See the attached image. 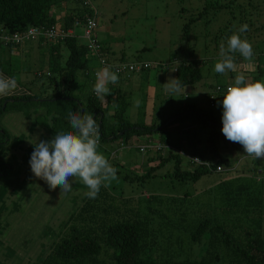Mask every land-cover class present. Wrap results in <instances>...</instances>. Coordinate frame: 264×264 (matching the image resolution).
Segmentation results:
<instances>
[{"label":"rangeland","instance_id":"obj_1","mask_svg":"<svg viewBox=\"0 0 264 264\" xmlns=\"http://www.w3.org/2000/svg\"><path fill=\"white\" fill-rule=\"evenodd\" d=\"M86 1L95 12L98 27L110 36V50L106 55L109 62L115 63L122 58L119 62H144L155 66L144 70L139 78L129 82L118 80L110 89L112 95L106 96L108 101L100 99L105 105L107 124L112 121L113 102L121 98L129 103L125 118L130 122L146 125L162 122V125L168 119L173 121L174 114L181 113L185 106L192 105L196 110L210 112L213 118L216 117L218 124H222V96L221 93L215 95V106L211 108L208 94L215 86L211 90V85L226 81L234 85L240 68L247 71L243 73L246 83H254L259 77V81H264V0ZM83 8L82 1L70 0L52 14L59 24L62 17L84 11ZM199 13L200 18L191 26L188 39L183 40V24ZM245 24L248 25V30L240 33V27ZM73 32L79 43L86 44L82 27H75ZM233 34L247 39L252 45L254 57L248 62L238 53L234 54L237 70L229 79L226 77L228 73L221 75L214 68L221 59V44L227 47V40ZM17 46L13 49L16 50ZM6 47L0 44V69L6 74H14L15 80L33 93L46 91L42 96L50 95L55 88L56 79L58 80V73L52 72L53 82L45 77L46 70H49L47 48L44 46L38 49L33 46L30 54H21L19 57L12 55V51ZM60 54V64H63L67 55L63 46ZM184 59L200 61L202 80L193 87L201 95L190 91V86L182 87L178 93L168 91L166 83L174 79V69ZM253 64H260V74L248 72ZM96 65L97 69L101 68L97 63ZM38 74L41 78L37 77ZM81 74L78 75V81H82L79 80ZM125 79L128 80L129 77ZM85 90L89 91L87 87ZM60 110L61 106L54 103L24 106L16 103L9 104L0 116V128L7 132L9 138L7 145L0 148V157L12 166L9 177H0V264H40L51 247L64 236L68 228L65 227L66 221L86 197L88 189L79 178H72L71 191L63 192L59 186L49 189L44 180L36 178L31 172L29 161L34 147L41 141L47 142L54 138L56 132L51 129V117L61 113ZM221 128L222 126L216 127L214 133L219 134ZM69 129L66 131L72 130ZM211 131V125L204 126L193 115L172 123L153 137L131 136L127 140L116 138L100 143L98 151L117 170V179L107 187L102 186V192L111 194L118 201L130 198L137 204V208L139 205L142 214L147 212L146 199L156 197L177 205L174 206L173 213L184 211L187 218L192 217L194 206L197 216H202V210L205 213L207 207L214 205V201L221 200V209L216 211L224 214L227 226H236V237L239 240L243 238L244 231L249 233L244 238L246 240L250 236L260 237V247L264 251V158L254 160L243 152L242 147L233 148L217 140L214 144L223 147L221 156L230 161L232 169L210 172L195 180H186L175 173L171 160L157 166L159 156L166 157L169 151L179 154L180 170L192 172L198 167L190 162L193 156L214 164L217 158L208 149L212 139ZM156 138L167 143V148L162 145V150H156ZM18 148L20 151H17ZM149 161V166L144 167ZM149 167L156 168L149 178L141 180L140 176ZM0 172L3 170L0 169ZM259 176L262 179L260 181L257 180ZM235 177L237 179L233 180ZM242 183L248 189L238 196L234 189ZM226 196L237 200L238 210H235V214L223 211L232 204L230 200L224 199ZM102 228L101 225L96 227V235L99 237L102 235ZM170 231L173 238L171 244L174 246L166 249L165 253L174 250V259L179 261L199 260L204 256L203 245L190 242L188 227L185 232H180L178 228H171ZM179 236H182L181 241L175 243ZM204 240L210 242V239ZM217 254L221 257L218 264H231L232 257L227 256L224 249H219Z\"/></svg>","mask_w":264,"mask_h":264},{"label":"trees","instance_id":"obj_2","mask_svg":"<svg viewBox=\"0 0 264 264\" xmlns=\"http://www.w3.org/2000/svg\"><path fill=\"white\" fill-rule=\"evenodd\" d=\"M76 1H82L84 11L62 17L60 22L62 25L59 26L58 20L52 13L55 9L59 10L64 4L69 3L70 0H0V31L5 35L20 34L30 27L49 28L53 26L59 31H72V34H67L63 41L46 42L43 38L39 39L43 40L45 44H50L47 50L49 72L45 77L49 80L52 79L53 82L52 72L58 73V80L56 79L57 82L54 84L55 88L52 89L51 94L44 97L42 93L46 91H43L38 94H22L1 99L0 116L9 104L18 103L24 106L54 103L61 106V113L51 117L52 130H55L56 133L57 131L67 132L66 130L71 128L70 113L81 115L91 113L99 126L100 143H102L116 138L127 140L131 136H151L161 132L172 123L195 115L204 126L211 125L212 127V139L209 141L208 149L217 158L214 164L211 163L213 168L207 169L198 166L192 172L180 170L181 160L179 154L170 151L166 157L159 156L157 166H162L166 161L171 160L174 163L175 173L186 180H195L201 175L215 172L217 166H221L222 171L232 169L230 161L221 156L223 147L217 146L214 142L220 140L237 149L241 145L226 140L222 132L219 134L214 133L216 127L222 126V124H218L217 119L215 120L216 117L213 118L208 111L185 106L181 113L174 114L173 121L168 119L162 125V122L150 125L139 124L130 122L125 118L129 103L121 98L115 102L116 106L112 113V121L109 124L105 123V105L97 98L92 89L93 78H96L97 71H93L90 67L91 59L86 44L79 43L73 32L76 21L85 22L89 16L95 17V12L90 10V4L86 0ZM182 11L184 10L182 9ZM199 18L200 13L183 24L181 29L183 40L188 39L191 26ZM193 36L196 37V35ZM62 46L67 51V55L63 60V64H60L62 59L60 48ZM11 47L13 46H7L8 49ZM107 54L106 47L101 43L99 57L106 63L113 65L107 59ZM199 62L196 59L182 60L181 64L174 69V79H178L182 87L200 82L202 74ZM109 68L114 72L111 67ZM80 73H82V76L79 80L82 79V81H78ZM255 73H261L260 64L256 66ZM40 76V74L37 75V77ZM118 76L120 79L126 80L123 76ZM259 78L254 82L259 81ZM86 87L89 91L85 90ZM164 124L167 125L163 127ZM62 128H64V131H62ZM8 139L7 132L0 128V148L7 145ZM160 141L158 143L159 150L162 149V145L163 148H166L165 144L167 143L162 142V139ZM0 167H4L0 168L3 170V172H0V177H9L12 166L3 157H0ZM154 168L156 167H149L146 170L147 172L140 176V179L146 180L149 178ZM223 187L225 188V186ZM247 189L248 186L242 183L234 191H237L239 196L241 192ZM231 197H224V199L232 202L231 207L225 208L224 212L234 213L235 210H238L237 200ZM81 201L77 211L73 212L66 221L65 227L68 228L64 232V236L51 247V251L44 256L40 264H218L221 261L220 255L217 254L219 249H224L225 254L232 257L231 264H264V251L260 247V237L250 236L246 240L244 238L245 236L248 237L249 233L244 231L243 238L241 237L239 240L236 237V226L233 228L227 226L224 214L216 212L213 219H210L204 215L197 216L195 213L191 218H187L184 211H180L178 214L173 213L174 206L177 205L166 203L156 197L146 199L145 208L147 212L142 214L139 205L137 208V204L131 201L130 198L118 201L111 194L102 192V189H100L97 198L89 199L85 197ZM256 204H258V201H256ZM98 225L103 226L101 237L96 235ZM187 227L190 233V242L200 246L203 245L204 256L199 260L179 261L174 259L176 257L174 250L165 253L166 249L174 246L171 244L173 238L169 233L171 232L170 229L178 228L180 232H185ZM181 237H177L175 243L180 242ZM204 239H210V242L208 243Z\"/></svg>","mask_w":264,"mask_h":264},{"label":"clouds","instance_id":"obj_3","mask_svg":"<svg viewBox=\"0 0 264 264\" xmlns=\"http://www.w3.org/2000/svg\"><path fill=\"white\" fill-rule=\"evenodd\" d=\"M247 30L248 25L245 24L240 27L239 32ZM236 53L248 62L254 57L252 45L247 39L233 34L227 40V47L224 44L220 46L221 59L215 64V72L221 75L235 72ZM89 55L95 56L98 61L96 55L90 52ZM118 80L116 72L104 67L96 73L93 92L97 98L105 100L106 96L112 95L108 85L116 84ZM245 80V75L238 73L233 86L223 85L228 88L226 93L221 94H225L222 100L221 132L226 140L240 144L243 152L256 160L264 158V81L246 83ZM166 84L171 93H178L182 88L178 79H170ZM17 91L15 78L0 73V98L15 95ZM136 103L138 105L139 101ZM115 106L113 102V107ZM69 116L73 131L56 133L52 140L35 145L29 161L31 172L36 178L44 180L49 189L59 186L63 192L71 191L72 178H79L88 189L85 196L95 199L102 186L107 187L117 179V170L98 151L99 126L93 115L70 113Z\"/></svg>","mask_w":264,"mask_h":264},{"label":"built area","instance_id":"obj_4","mask_svg":"<svg viewBox=\"0 0 264 264\" xmlns=\"http://www.w3.org/2000/svg\"><path fill=\"white\" fill-rule=\"evenodd\" d=\"M90 10H92L93 12V8L91 6H90ZM74 27H82L83 36L85 37L87 41L86 43L87 50L90 53L96 55L98 59V64L101 68L111 67L114 70V72H116L118 75L123 76L124 78L125 77L130 78L132 75L141 73L144 70H147L152 67L155 68L154 65H151L149 63H144V62H132V63L123 62V63L110 65L106 63L102 58H100L99 53H100L101 44L96 40L94 36V31L97 28V22L94 16L92 15L89 16L85 20V22L76 21L74 23ZM67 34L69 35L72 34V31L71 30H68L66 32H63L61 30L59 31L53 26L49 28L30 27L23 33L13 34V35H5L0 31V35H1L0 44L4 46H8V45L17 46L23 42L37 41L40 38L45 39L46 42H57V41H63L64 37ZM227 88L228 87H225L221 84H216L214 86L211 94L209 95V105L211 108L214 107V104H215V99H216L215 95L219 93L221 94L226 93ZM157 149L159 150V147ZM190 162L198 166H203L204 168H207V169L213 168L212 167L213 165L209 161H203L202 159L196 156L191 157ZM215 171L217 172L222 171V167L221 166L215 167ZM257 180L260 181L262 179L259 176Z\"/></svg>","mask_w":264,"mask_h":264},{"label":"crops","instance_id":"obj_5","mask_svg":"<svg viewBox=\"0 0 264 264\" xmlns=\"http://www.w3.org/2000/svg\"><path fill=\"white\" fill-rule=\"evenodd\" d=\"M53 12H55V11H53ZM59 24H60V22H59ZM94 36L96 37V39L97 40H99V42H101L105 47H106V50H107V52H109V50H110V36H109V34L106 32V31H103L100 27H97V29H96V31H95V33H94ZM42 41V42H41ZM24 43V42H23ZM22 44V43H21ZM19 45V46H17V48H16V50L15 49H13V48H15L16 46H13V47H11L9 50L10 51H12V55H14V56H19L20 57V55L21 54H30V51L32 50V48H33V46H35L36 48H41V47H46L47 48V50H48V45L47 44H45V42L43 41V40H39V41H37V42H34V43H26V44H24L25 45V47H23L24 45ZM7 48V47H6ZM19 48H21L22 50H19ZM90 59L92 60V62L90 63V67H91V69H94L95 71H99L101 68H98L97 69V65H96V63H97V60H96V58H95V56H93V55H90ZM119 61H121V58H120V60ZM119 61H116L115 63H119ZM114 64V63H113ZM258 66V65H257ZM254 67L256 68V66H254V64L252 65V66H250L249 67V69H248V72H254L255 73V71H254ZM16 68V67H15ZM19 67H17V69H18ZM93 70V71H94ZM46 72L48 73L49 72V70H46ZM45 72V73H46ZM160 72H162V71H160ZM238 72L239 73H246L247 71H245L244 69H242V68H240L239 70H238ZM0 73H3V75L4 76H6V77H12V78H14L15 76H14V74L12 75V74H6V72L4 71V70H2V69H0ZM234 73H236V72H229L228 73V76H226V77H228L229 79L234 75ZM237 75V74H236ZM140 77V73L139 74H136V75H134V76H132L131 78H129L128 80H124V79H119L121 82H129L130 80H134V79H136V78H139ZM82 80V79H81ZM96 80H95V78H93V83H92V89H93V87H94V85H95V82ZM16 82H17V85H18V91H17V93L15 94V95H12V96H16V95H22V94H34L32 91H30V90H28L26 87H25V85H23V84H19L18 83V81L16 80ZM217 83H220V84H222V85H227V86H233L229 81H226L225 83H222V82H215L214 84H212L211 85V90H212V88H213V86L215 85V84H217ZM114 86V84H109L108 85V87L111 89L112 87ZM190 86V91H193V92H195L196 91V89L193 87V85H189ZM210 90V91H211ZM211 92H209V94H210ZM195 94H198V95H201V92L200 91H198V92H195ZM209 94H208V96H209ZM225 95V94H224ZM224 95H221L222 97H221V99L223 100V96ZM9 97H11V96H9ZM5 98H8V97H5ZM1 99H4V98H0V100ZM105 99L107 100V98L105 97ZM189 107H192V105H188ZM157 134H159V133H157ZM157 134H154V135H151L152 137L153 136H155V135H157ZM149 140H151V141H153L152 139H149ZM154 142H158V143H160L161 141H160V139H155L154 140ZM158 143H156L157 145V147H156V150H158L157 148H158ZM166 146V148H167V145L168 144H165ZM17 151H20V148H18L17 149ZM152 157V156H151ZM151 157H150V159H151ZM154 157V156H153ZM152 157V158H153ZM11 158H13L12 156H11ZM157 162V161H156ZM148 163H151L150 161L149 162H147V163H145L144 164V167H148L149 166V164ZM237 176H239V174L237 175ZM237 179V177H235V179H233V180H236ZM226 183V182H225ZM222 197V196H221ZM219 199V198H218ZM213 200V199H212ZM220 201V202H219ZM221 200H218V202H215L214 201V205L212 206V207H207L206 208V212L204 213V211L202 210V213H203V215L204 216H207L208 218H210V219H213V216H214V214L217 212L216 210H220L221 209ZM201 204V203H200ZM200 204H198V205H200ZM196 211V208H195V206H194V208H193V215H195V212ZM214 221V220H213Z\"/></svg>","mask_w":264,"mask_h":264},{"label":"water","instance_id":"obj_6","mask_svg":"<svg viewBox=\"0 0 264 264\" xmlns=\"http://www.w3.org/2000/svg\"><path fill=\"white\" fill-rule=\"evenodd\" d=\"M240 147H242V146H240Z\"/></svg>","mask_w":264,"mask_h":264}]
</instances>
